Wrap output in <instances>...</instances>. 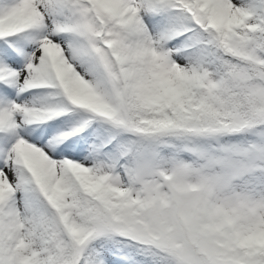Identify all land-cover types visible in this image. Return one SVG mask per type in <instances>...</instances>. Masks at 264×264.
<instances>
[{
    "label": "snow or ice",
    "instance_id": "6c2138e0",
    "mask_svg": "<svg viewBox=\"0 0 264 264\" xmlns=\"http://www.w3.org/2000/svg\"><path fill=\"white\" fill-rule=\"evenodd\" d=\"M0 264H264V0H0Z\"/></svg>",
    "mask_w": 264,
    "mask_h": 264
}]
</instances>
